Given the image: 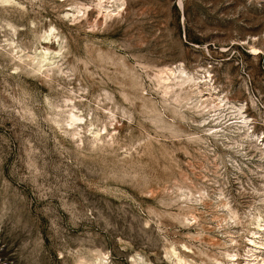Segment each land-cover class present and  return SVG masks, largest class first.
I'll list each match as a JSON object with an SVG mask.
<instances>
[{
  "label": "rangeland",
  "instance_id": "374dc122",
  "mask_svg": "<svg viewBox=\"0 0 264 264\" xmlns=\"http://www.w3.org/2000/svg\"><path fill=\"white\" fill-rule=\"evenodd\" d=\"M16 1L0 3V264H177L173 246L247 264L264 154L229 119L243 106L264 133V0H123L106 17L98 0ZM51 26L67 77L16 69L8 41L39 50ZM177 65L231 98L226 124L162 92L155 73ZM72 103L98 138L68 124Z\"/></svg>",
  "mask_w": 264,
  "mask_h": 264
},
{
  "label": "bare ground",
  "instance_id": "6f19581e",
  "mask_svg": "<svg viewBox=\"0 0 264 264\" xmlns=\"http://www.w3.org/2000/svg\"><path fill=\"white\" fill-rule=\"evenodd\" d=\"M123 2H124L123 0H98L96 7L98 8V11H100V13L102 12L103 15L106 17L112 14L113 12L117 11L121 5L125 4ZM0 3L18 4V5L21 4L19 1L16 0H0ZM83 9H87V6L83 5L81 7H77V12H82ZM8 25L11 26V28L16 33L17 27L14 24H12V21L11 23L8 22ZM49 28L50 29L48 30L44 29L45 32L44 34L42 33L43 35L41 36V38L44 39L46 44L44 46H42L41 44L42 47L39 50L37 48L30 50L26 46H24V44L23 45L20 44L18 40L16 41V39H13L11 37L13 39L11 40L12 42L10 41L8 42L10 44V49H11L10 52L13 54V57L18 60L17 65L15 64L16 69L28 70L31 73L39 72L43 74L46 78H52L55 75L66 76L68 72L64 66L65 62H63L65 59L64 48L66 46L64 47L62 37L56 32L57 30L56 27L51 26ZM6 40H10V39H6ZM55 42H57L59 45L57 49L53 48V43ZM154 77L158 81V85L162 89L163 93L173 94V96H175L174 98L177 97L178 101L184 100L187 102V104L191 105L194 108L202 107L201 109L202 112L203 111L205 112V109L209 107L210 110L208 111L207 114H209L210 117L217 116L212 121L216 122V124L219 122H223L221 124H217L216 126L226 124L227 116L224 117V110L226 106H228L231 103V98L227 96L222 97L219 95V93L216 95L217 96L216 98L214 97L213 90H215L217 87L213 83L212 81L213 78L211 77L210 73L208 76L209 79L207 80L200 75H195L194 73L188 72L183 66L177 65L175 67L165 66L158 69ZM68 100L70 101V99H67L66 102ZM75 108H78V106L72 103V109L69 111L66 120L68 124L70 126H75L77 129L79 127L80 128L86 127L87 131L92 132L94 136L98 138V136L101 135V131L103 128L101 129L97 125H96L97 127H95V123L93 121H89V122H87V120L84 121L85 117L81 113L76 111L78 109L75 110ZM231 119H236L235 124H238L239 129L244 130L243 135H245L247 138L256 137V145H259L260 153L264 154V133H259V132L256 133L255 131L251 132V127H252L251 125H253L252 124L253 121L251 120L252 122H250V117L249 115H246L243 106L242 107L237 106V109L232 112V117L229 120ZM64 120L65 118L63 119V121ZM218 132L219 129H217L216 127H209L208 129V133L211 135H217ZM262 160H264V158ZM224 206L228 208L231 217L236 219L237 214L230 207V205L226 203L224 204ZM251 224L255 225V228L254 230H251V233L253 235L248 238L249 244H248V249L246 251V257H247L246 260H248V262L246 263L264 264V257H263L264 215L261 212H258L253 217V221L251 222ZM183 246L185 247V249H190L185 244ZM166 254L177 264H203L202 262L197 263L194 261H190L185 256H183L182 253L178 251V249L175 246H173ZM105 255L106 254L104 252H100L96 256V261L93 264H110ZM249 258L252 259L250 260ZM140 260L141 259L139 256V258H134L133 261L135 264H141ZM214 262L215 264H240L238 254L236 252H229V251L225 253V262L220 261L218 259H214Z\"/></svg>",
  "mask_w": 264,
  "mask_h": 264
}]
</instances>
